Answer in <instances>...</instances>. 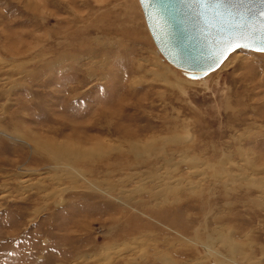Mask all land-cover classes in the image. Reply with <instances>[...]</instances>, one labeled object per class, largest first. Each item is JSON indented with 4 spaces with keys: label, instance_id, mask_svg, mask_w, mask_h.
I'll return each instance as SVG.
<instances>
[{
    "label": "rangeland",
    "instance_id": "rangeland-1",
    "mask_svg": "<svg viewBox=\"0 0 264 264\" xmlns=\"http://www.w3.org/2000/svg\"><path fill=\"white\" fill-rule=\"evenodd\" d=\"M0 264H264V54L192 80L138 0H0Z\"/></svg>",
    "mask_w": 264,
    "mask_h": 264
},
{
    "label": "water",
    "instance_id": "water-1",
    "mask_svg": "<svg viewBox=\"0 0 264 264\" xmlns=\"http://www.w3.org/2000/svg\"><path fill=\"white\" fill-rule=\"evenodd\" d=\"M138 3L158 53L189 79L205 82L237 51L261 53L245 47L229 48L237 40L245 43L239 36L244 26L254 30L264 21V4L259 0H220L204 5L161 0L155 18L147 14L142 0ZM249 8L254 14L248 13Z\"/></svg>",
    "mask_w": 264,
    "mask_h": 264
},
{
    "label": "snow or ice",
    "instance_id": "snow-or-ice-1",
    "mask_svg": "<svg viewBox=\"0 0 264 264\" xmlns=\"http://www.w3.org/2000/svg\"><path fill=\"white\" fill-rule=\"evenodd\" d=\"M192 4L204 5L207 3L220 2V0H188ZM241 3H247L248 0H240ZM261 4H264V0H259ZM142 3L145 5L147 14L155 18L156 14L160 11L158 5L161 3V0H142ZM151 5V7H149ZM249 14H254V10L249 8ZM261 16L264 17V12L261 13ZM246 26L242 28L239 33L240 39L244 40L245 43L241 44L238 40L234 43L229 44V48L235 50L236 48L245 47L253 49L257 52L264 53V21L261 22L259 27L256 29H246Z\"/></svg>",
    "mask_w": 264,
    "mask_h": 264
}]
</instances>
